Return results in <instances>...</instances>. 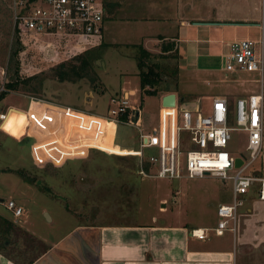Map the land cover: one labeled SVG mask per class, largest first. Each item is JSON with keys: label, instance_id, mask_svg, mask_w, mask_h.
<instances>
[{"label": "rangeland", "instance_id": "rangeland-1", "mask_svg": "<svg viewBox=\"0 0 264 264\" xmlns=\"http://www.w3.org/2000/svg\"><path fill=\"white\" fill-rule=\"evenodd\" d=\"M106 1L110 3L113 0ZM115 1L119 10L112 19L122 21L134 17V12L127 14L126 10L127 4L133 0ZM121 31L122 26L109 23L103 35L105 37L109 32L111 35L107 42L112 39L122 43L119 41H123L126 36ZM13 35L11 0H0V92L6 79L5 66ZM260 35L259 28L246 27L239 28L235 34L230 31V36L223 40L231 39L232 42L233 36L237 40L246 37L256 40ZM131 48H107L101 42L100 47L88 51L91 52L88 56L90 76L88 74L72 82H58L52 77L50 67L54 63L42 62L40 55L35 60L38 51L32 47L25 49L20 56L19 71L23 77L41 74V92L37 96L40 101L97 116L105 114L110 99L117 96L119 89L135 90L136 95L132 99L140 105V128L150 132L152 127L157 126L159 98L156 94L140 91L136 67L138 52L136 48ZM75 56L69 58L59 54L60 62L62 58L65 59L63 61L71 59L74 62ZM94 56L98 58L95 60ZM175 57L174 52L167 56L156 55L151 56L150 62H159L156 64L163 66L168 59ZM218 65L216 60L209 71L212 82L208 83V88L214 97L228 96L231 101L250 94L262 95L260 157L245 173L264 178V70L259 83L256 81L258 75L253 73H228L227 78H223L222 72H217L220 71ZM29 67L30 70H27ZM213 77H217V81ZM31 98L22 91H16L8 92L0 99V113L7 110L0 122V241H8L0 251L9 261L17 264L30 262L45 249V243L49 244L64 236L77 225H125L146 223L151 218L157 222H211L217 205L230 204V181L223 183L209 176L179 180L142 179L137 175L134 157H118L92 150L86 158L64 161L61 165H34L30 154L32 143L37 139L42 146L48 147L50 143L47 141L56 135L64 138L66 134L71 137L74 135V138L80 137V140H84L82 142L102 151H118L111 144V123L104 124L92 116L68 113L42 102H31L28 106ZM208 98L202 96V111L208 109ZM113 142L119 148L137 150L136 129L118 124ZM244 144L243 133H232L227 150L232 155H239L243 152ZM187 149L182 148L183 151ZM55 156L50 155V159L53 160ZM257 188L258 183H254L248 189V196L257 192ZM7 200L14 201L22 209L20 218H12L5 209ZM159 209H165V213L160 214ZM241 209L243 204L236 211V226ZM43 213L50 219L46 220ZM235 264H264V245L243 249Z\"/></svg>", "mask_w": 264, "mask_h": 264}, {"label": "built area", "instance_id": "built-area-1", "mask_svg": "<svg viewBox=\"0 0 264 264\" xmlns=\"http://www.w3.org/2000/svg\"><path fill=\"white\" fill-rule=\"evenodd\" d=\"M11 3L13 33L20 38L24 48H36L45 63L60 61L59 54L66 57L67 53L80 54L101 43L104 0H11ZM263 39L264 33L261 31L256 40L243 38L226 43L227 52L222 56V71L225 74L253 73L258 75L256 81L261 83L264 70ZM145 89L149 90L147 87ZM134 96L135 93L122 92L110 99L102 116L30 99L28 106L31 102H42L68 113L92 116L104 124L111 123V144L118 151H102L82 142L84 140H80V137L74 138V135L71 137L66 134L65 138L56 135L47 141L50 143L48 147L42 146L37 139L32 143L30 154L34 165H61L64 161L86 158L89 151L97 150L106 155L136 158L137 175L142 179L179 180L209 176L223 183L230 181L231 202L216 207V223L210 231L215 236H222L225 231L234 233L237 208L242 206L243 198L254 183H258V199L264 201V178L245 173L260 157L261 93L231 101L226 97H213L206 111H202L198 102L193 103V107L189 106L190 109L182 108L184 102L174 98L173 107L161 106L158 110L157 126L152 127L150 132L140 128L141 109L139 102L132 99ZM6 112L0 113V122ZM118 124L136 129L137 150L119 148L114 144ZM232 133L245 135L243 152L239 155H232L227 150ZM184 147L188 149L183 151ZM52 154L56 155L53 160L50 159ZM236 158L241 161L238 166L234 165ZM230 172H233L232 175L228 174ZM5 209L11 213L12 218L22 216V209L12 200L6 201ZM206 232L207 229L192 230L190 236L204 240Z\"/></svg>", "mask_w": 264, "mask_h": 264}, {"label": "crops", "instance_id": "crops-1", "mask_svg": "<svg viewBox=\"0 0 264 264\" xmlns=\"http://www.w3.org/2000/svg\"><path fill=\"white\" fill-rule=\"evenodd\" d=\"M127 5V14L134 12V17L121 21L112 19L118 3L107 2L101 42L107 48L140 46L151 56L175 53V59H168L163 66L157 64L162 77L154 90L158 110L169 94L200 106L202 96L211 101L214 95L208 83L212 82L209 71L213 62L218 61L217 72H222L223 78L228 76L222 71V56L231 39L224 37L239 28L264 31V0H133ZM109 23L122 26L121 33L126 36L119 41L122 43L107 42L109 32L105 39L103 31ZM122 92L136 95L135 90L119 89L117 96ZM246 196L234 233L215 236L210 231L216 223L215 213L211 222H157L151 218L146 223L125 225H77L49 244L41 238L45 249L26 264H235L243 249L264 245V201L258 199L257 192ZM159 213L164 214L165 209ZM197 229H207L204 240L190 236V231ZM0 264L17 263L0 254Z\"/></svg>", "mask_w": 264, "mask_h": 264}, {"label": "trees", "instance_id": "trees-1", "mask_svg": "<svg viewBox=\"0 0 264 264\" xmlns=\"http://www.w3.org/2000/svg\"><path fill=\"white\" fill-rule=\"evenodd\" d=\"M106 5L107 2L106 0H104V8L106 7ZM100 46L101 43L99 44V47ZM25 49L27 50V48H24L22 46L20 38L16 34H14L8 49L7 61L5 66L6 79L3 83V91L0 92V99L8 92L22 91L28 94V96L32 97L34 100H40L37 96L41 92V74L36 73L31 76L23 77L21 75V72L19 71L20 56L24 53ZM164 49L166 48L161 47V50ZM88 51L89 49L81 52L79 55L76 54V56L72 55L71 53H67V57L69 58L75 56L76 58L74 57L73 59H75L76 61L71 62V59L63 61L65 59L62 58L61 62L58 61L54 63L50 67L52 77H54L58 82H72L81 77H86L88 74L90 76V60L88 59V56L91 52ZM137 52L138 56L136 59V67L138 70L140 91L142 93L145 92L148 94H154V90L150 89L156 87L161 81L162 77L161 72L159 71L160 68L157 64L150 62L151 55L145 52L140 46H137ZM35 58V60H38L39 54L38 56L35 54ZM93 58L96 60L98 57L94 56ZM146 87L149 88V90H145ZM3 221L6 222L5 220ZM7 224L10 225L9 223ZM8 225L6 226L9 227ZM7 243L8 241L6 239L1 240L0 250H2V248ZM0 254L2 255L1 251ZM2 256L5 257L4 255Z\"/></svg>", "mask_w": 264, "mask_h": 264}, {"label": "water", "instance_id": "water-1", "mask_svg": "<svg viewBox=\"0 0 264 264\" xmlns=\"http://www.w3.org/2000/svg\"><path fill=\"white\" fill-rule=\"evenodd\" d=\"M174 98L175 97H174L173 94H169V95L165 96L163 98L162 102H161V106H163V107H173L174 106ZM179 102H182V100H179ZM189 106L193 107V103H191V104H189L187 102L182 103V108H187V109L189 108L190 109ZM240 163H241V161H240L239 158H236L234 160V165L235 166H238ZM43 216H44V218H46V220L49 219L48 215L46 213H43Z\"/></svg>", "mask_w": 264, "mask_h": 264}]
</instances>
